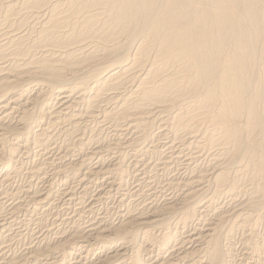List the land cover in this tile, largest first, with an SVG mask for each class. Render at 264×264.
<instances>
[{
	"label": "bare ground",
	"instance_id": "bare-ground-1",
	"mask_svg": "<svg viewBox=\"0 0 264 264\" xmlns=\"http://www.w3.org/2000/svg\"><path fill=\"white\" fill-rule=\"evenodd\" d=\"M31 91L38 92L39 96L28 97L27 93ZM50 97L55 98L56 108L46 103ZM38 105L40 107L37 111ZM160 114L168 115L165 135L170 133L173 137L163 148L172 151L178 142L196 154V157L209 153V166L213 171L208 173L210 175L199 174L194 177L195 180L183 184L181 180V184L177 181L179 185H176L183 189L179 203L169 201L168 204H162L161 208L147 206L149 213L146 215L132 214L126 210L118 224L92 223L90 227H73L74 230L64 232L58 227L61 230L53 233V240L44 237L45 240L40 241L38 236V245L34 243V247L25 248L22 255L9 253L12 256L1 264H65L67 259L74 257V251L78 248H86V256L76 264H87L90 256L87 249L91 242L100 243L103 248L119 243L122 248L113 255L97 257L93 264H116L118 261L124 264L128 252L126 249L139 245V240L157 243L160 251L167 250L176 236L174 229L168 227V220L180 213L176 225L185 227L197 215V209L200 208L198 199L205 193L202 183H209L210 187L214 185V194L229 192V195L237 198L238 182L243 177L241 172L250 175L248 179L253 187H250L251 196L242 200L244 204L236 205L230 213V216L234 213L235 217L233 229L246 232L251 223L255 224L256 216L245 210L250 208L264 212V0H0V167L9 168L12 164L7 162L15 161L23 151L21 161L25 158L29 160L33 153L45 151L41 153V157L45 158L51 150L57 152L54 159L47 158L40 163L35 161L37 164L29 171L33 182L35 178L49 183L43 188L47 190L44 193L46 196L42 193V198H37L39 192H32V199L38 206L44 205L54 194L58 200L63 197L66 203L62 206H66L67 202L73 201L72 196H76L69 193L71 188L64 190L63 187L64 191L61 192L60 185H66L70 179H80L77 182L82 190L80 194L84 196L90 188L89 180L100 176L108 177L111 180L110 187H116L120 195L128 198L120 182L126 173L121 168L120 156L115 157L116 163L106 170L97 166L91 169L87 163L92 162L93 158L101 160L103 154L111 150L124 149L121 143L123 131L135 135L129 142V148L130 145L133 150L142 146ZM89 122H93L94 126ZM104 125H112L114 132L122 134L121 139L114 137L108 140V134L106 136L103 133ZM11 140L17 143L9 142ZM104 143H107L106 147ZM152 148L156 151L159 147L155 144L143 148L146 156H152ZM88 149L93 150V155L86 159L84 157L88 154L83 153ZM75 152L82 153L84 157L69 161V157L74 158L72 155ZM5 154L10 158L7 162L3 161ZM166 162L150 163L147 169L146 166L144 168L146 172L149 169L157 170L160 166L167 167ZM235 163L241 167L239 172L242 176L238 178L236 175L230 180L223 170ZM21 171L22 167L16 168V173L20 174ZM13 177L8 176L1 184L10 182ZM57 179L60 183L58 186L55 183ZM170 184L168 182L169 188ZM32 188L30 186L28 190ZM25 191L19 187L14 196ZM31 201L17 202L9 214L5 215L8 218L1 217L0 232L7 230L10 234L14 225H21L18 213L26 211ZM213 203L212 196L204 205L210 207ZM33 210L36 212L37 209ZM81 214H77V221L81 220ZM225 216L217 213L208 229L193 236H184L179 246L183 252L175 255L176 259L171 258V261L225 264L231 250L226 252L219 240ZM33 217L28 219L29 223H33ZM72 219L71 216L63 219L61 225ZM160 225L164 226L161 227L162 232L155 236L152 231ZM17 233L19 237L22 236L21 231ZM2 234L0 236L4 237ZM16 237L14 235L10 240ZM189 244L196 246L189 248ZM140 247L125 264H143V250ZM172 263L168 261L167 264Z\"/></svg>",
	"mask_w": 264,
	"mask_h": 264
},
{
	"label": "rangeland",
	"instance_id": "rangeland-1",
	"mask_svg": "<svg viewBox=\"0 0 264 264\" xmlns=\"http://www.w3.org/2000/svg\"><path fill=\"white\" fill-rule=\"evenodd\" d=\"M35 93V94H34ZM28 94V95H27ZM26 95L29 97H37L39 96V93L38 92H34V91H31L29 93H27ZM49 100H47L46 103H49L51 105H48L50 107H54L55 108L57 107V102L55 100V98H48ZM41 102V101H40ZM45 102V101H44ZM39 107L40 105H38V108H37V111L39 110ZM165 116V117H164ZM161 117V118H160ZM168 115L167 114H160L157 121H156V124L155 126L153 127V129L151 130V132H149V134L146 136L148 138H146L144 140V143H142V146H138L137 148H133L131 147L130 145V148H129V142L131 140H133L135 138V135L134 133H131L130 131L128 132H125L123 131L122 133L124 135H122L121 133H118L115 131L114 132V129L110 126V125H104L106 127H103L105 130L103 131L104 135L107 136L108 134V140L109 138L110 139H113L114 137H117V138H120L122 135V141L121 143L124 144L123 145V148L122 150H111V152H107V153H104L103 154V157L100 159H94L93 158V161L90 162V163H87V167L91 168V169H95V167L97 166V168L101 169L103 168V170H106L108 169L109 167H111L112 165H114L116 163V158L115 157H121V168L126 172L124 177L122 178V180L120 181L121 184H122V190H125V197H128V198H124V195H120L121 193L118 192V190L115 188H111L109 183H110V179L106 176H100V180H98L99 178L97 177H94V178H91L89 180V184L88 188L89 191L83 196L82 194V190L79 188L78 186V182L80 179H70L68 181V183L66 185H60V189L62 190L61 192H63L64 190H70L71 188V192L69 191V193L73 194L74 193V197L76 196V198H73L72 196V199L73 201L71 202H67L68 205L66 206H62L64 205L66 202L64 201V198L62 197L61 199H57L55 198V195H52V197H50L44 205H40L38 206L36 203H35V200L32 199V196H34V194L32 193L33 191H36V192H39L38 195L39 197L37 196V198H42L41 194L43 193H46L47 190L43 189L45 188V186H47V184L49 185V183L47 181H40V180H37L34 178V182L30 179V174H29V171L37 164V163H40L42 161H44V159H47V158H50V159H54L58 154L56 151H50L46 154L45 158L44 157H41V153H44V152H41V153H33V156L29 159V160H25V159H22L24 161H21V157L24 156V152L21 154L18 155V157L15 159V161H12L10 160V162H7L9 161V157H7L8 155L5 154L4 156V160H6L7 163H9L11 166L9 168H3L0 167V184L1 182L3 181V179L7 178L8 176H15L13 177V179L10 181V182H7V183H3L0 185V223L2 222V218H8L6 217L5 215L9 214V210H11L14 205H17V202H22V201H31L29 204H27V213L26 211L22 210L21 212L18 213V217H19V220L18 221H21V225H14L10 231V234L8 232H6L5 230H2V232L0 233H4L2 234L4 237L0 236V264L3 262V261H7V257H10L12 256L13 254H16V255H22L24 253V251L27 249V247H32L34 243L35 246L38 245V240L37 238L40 237V241L41 239H45L47 238V240H53V236L54 234L53 233H57L58 231H60L62 229V232H64L65 230H74V229H78L79 227L80 228H83V227H90L91 225L95 224L97 225L98 223H101L102 225L105 223V224H118L121 219H122V215L124 214V211L128 210L130 213L132 214H141V213H144V215H146V213H149V210L147 209L148 207L147 206H150V205H154L153 208H161L163 205L165 204H168V203H174V202H177L179 203L180 199L183 197V189L179 186H177L176 184L179 182L180 183V180L183 183H186L188 181H193L195 180L194 177H197V175L199 176L200 175H206L208 173H212L213 171L211 170L210 168V164H209V160L211 159L210 157V154L207 156V154H201L200 156L197 155L196 157V154H194L193 152H191V150L187 149L184 147V145L180 144V143H175L174 144V148L172 149V152L171 150H166L164 149V145H166L167 143H170V141L173 139V137L171 136L170 133H167L166 134V123H167V118ZM89 124H92V126H94L93 122H89ZM163 124V125H162ZM160 125V127H159ZM123 128V127H122ZM160 128V129H159ZM109 129V130H108ZM113 129V130H112ZM121 129V128H119ZM118 129V130H119ZM125 128H123L124 130ZM36 131L38 129H35ZM112 131V132H111ZM161 131V132H160ZM116 133V134H115ZM110 135V136H109ZM112 135V136H111ZM169 135V136H168ZM131 136V138H130ZM134 138H133V137ZM165 136V138H164ZM125 137V138H124ZM129 137V139H128ZM155 137V138H154ZM168 137V138H167ZM170 137V138H169ZM153 138V139H152ZM127 139V140H126ZM158 139V140H157ZM154 140L156 142H154ZM164 140V141H163ZM161 141V142H160ZM163 141V142H162ZM9 142H13V143H17L15 142L14 140H11ZM166 142V143H165ZM12 143V144H13ZM126 143V144H125ZM159 143V144H158ZM165 143V144H164ZM11 144V145H12ZM157 144L158 145V150H154L153 148L151 149L150 151V154L152 152V156L151 155H145V153L143 152V148H150V146L152 145H155ZM8 145H10L8 143ZM128 145V146H127ZM99 146H101L99 144ZM104 146L106 147L107 146V143L105 144L104 143ZM125 146V147H124ZM128 148H127V147ZM177 146V147H176ZM183 148V149H182ZM154 150V151H153ZM91 149H88L86 150L85 153L83 154H88L87 156L84 157V155L82 153H78V152H75V154H73L72 156L74 158H71L69 157V161H74L76 159H78V157H84L86 159L88 158H91L93 153L91 154ZM115 153H114V152ZM128 151V152H127ZM136 151L138 153H136ZM37 152H40V151H37ZM127 152V153H126ZM165 152V153H163ZM168 152V153H167ZM170 152H171V156H170ZM180 152V153H179ZM188 152V153H187ZM190 152V153H189ZM51 153V154H50ZM90 153V155H89ZM112 153V154H111ZM121 153V154H120ZM133 153V154H132ZM135 153V154H134ZM187 153V154H186ZM191 153H193V155H190ZM36 154V156H35ZM49 154V155H48ZM79 154V155H77ZM120 154V155H119ZM158 156H157V155ZM162 154V155H161ZM167 154V155H166ZM21 155V157H20ZM77 155V156H76ZM106 155V156H105ZM110 155V156H109ZM122 155V156H121ZM161 155V156H160ZM165 155V156H164ZM170 157H169V156ZM178 155V157L176 156ZM52 156V157H51ZM76 156V157H75ZM89 156V157H88ZM139 156V157H137ZM154 156V157H153ZM157 156V157H156ZM175 156V157H174ZM180 156H183V157H180ZM189 156V157H187ZM191 156V157H190ZM194 156V157H193ZM207 156V158H206ZM19 157H20V161H19ZM30 157V156H29ZM111 157H114V158H111ZM132 157V158H131ZM160 157V158H159ZM168 157V158H167ZM180 157V158H179ZM8 158V160H7ZM108 158V160H107ZM162 158V159H161ZM173 158V160H171ZM175 158V159H174ZM186 158H189V159H186ZM193 158V159H192ZM195 158V159H194ZM38 159V160H36ZM68 158H66L67 160ZM73 159V160H72ZM131 159V160H130ZM137 159V160H136ZM144 159V160H143ZM147 159V160H146ZM167 162L165 163V165H167V167H164L163 166H160L157 168V170H148L146 172V169L148 168L147 166L150 165V163H158L160 161V163H163L165 162L166 160ZM206 159V160H205ZM33 160V161H32ZM81 160V159H80ZM112 160V161H111ZM142 160V161H141ZM165 160V161H164ZM169 160V161H168ZM31 161V162H30ZM37 163H36V162ZM108 161V163H107ZM127 161V162H126ZM138 161V162H137ZM145 161V162H144ZM152 161V162H150ZM183 161V162H182ZM15 164H13V163ZM17 162V163H16ZM25 162H26V165H25ZM29 162V163H28ZM35 162V164H34ZM89 162V161H88ZM150 162V163H149ZM189 162H190V165H189ZM193 162V163H192ZM202 162V163H201ZM205 162V163H204ZM19 163V164H18ZM31 163V164H30ZM125 163V164H124ZM135 163V164H134ZM177 163V164H176ZM199 163V164H198ZM204 163V164H203ZM96 164V165H95ZM98 164V165H97ZM111 164V165H110ZM176 164V166H175ZM180 164V165H179ZM185 164V166H184ZM196 164H198L196 166ZM23 165V166H22ZM137 165V166H136ZM140 165V166H139ZM179 165V166H178ZM189 165V166H188ZM21 168L22 167V171L21 173H16V168ZM27 166V167H26ZM103 166V167H102ZM146 166V167H145ZM171 166V168H170ZM188 166V168L186 167ZM196 166V167H194ZM128 167V168H127ZM137 167V168H135ZM146 169H145V168ZM178 167V168H177ZM181 167V169H180ZM194 167V169H192ZM199 167V168H198ZM13 168V169H12ZM24 168V169H23ZM26 168V169H25ZM163 171H162V169ZM169 168V169H168ZM187 168V169H186ZM197 168V169H196ZM203 168V169H202ZM209 168V172H207ZM240 166L235 163V164H232V165H229L227 167L224 168V174L226 176H228L230 178V180L234 179L236 177V175L238 176V178H241V176L243 175L242 179L239 180L238 182V187H237V190H236V195H237V198L235 197H232L231 195H229L230 193L229 192H225V194H214V185H212L210 187V184L208 185L206 182L202 183L203 186L205 187L204 190H205V193L200 196V198L198 199V202L200 204V208L197 209V215L191 219L189 221V223L183 227L181 225H178L179 227H177L176 223L178 221V218L181 216L180 213L174 215L171 217V219L168 220V227H170L171 229H174L175 233H176V236H175V239L173 240L172 242V245L170 246L169 249L167 250H161L157 247V243L156 244H152V243H149V242H145L144 240H139L138 243L139 245L137 246H134L132 248H127L126 251V255H127V258L124 259V264L126 262H129V258L132 256V254H134L133 252H135V250L137 248H139V246H141L140 248L143 250V253H142V260H143V264H167L168 261H170L172 264H179L178 262H180V264H191V263H188V262H185L183 263L182 261H171V258L172 259H176V257H174L175 255L177 256L178 253L181 254V251L183 252V248H180L179 246L181 245L180 242H181V239L185 237H189V236H193L194 234H198L200 233L202 230H206L208 229L209 225L213 222V220L215 219V216L217 213H221L223 216H225V220L221 223L222 225V231L223 233L221 234L222 236L220 237L221 239L220 240V244L221 246L226 250V252H229L230 250V253L229 255L226 256V263L225 264H264V212H258V211H254L250 208H247L248 210H245V212H251V214L253 216H256L255 218V224L254 222L251 223V225L249 226L248 230L246 232H243L241 230H237V228L233 229V227L235 226L234 223H235V217L233 216V214H231L230 216V213L231 211L233 210L234 211V207L236 205H239V204H244L243 201H245L247 198H249L251 196V188L250 187H253L252 183L250 182V180L248 179L250 175H248L247 173L245 172H239L240 170ZM128 169V170H127ZM144 169V170H142ZM160 169V170H159ZM168 169V170H167ZM181 171H180V170ZM135 170V171H134ZM159 170V171H158ZM171 170V171H170ZM178 170V171H177ZM188 170V171H187ZM191 170V171H190ZM194 170V171H193ZM238 171V172H237ZM28 172V173H27ZM140 173V174H137V173ZM150 172V173H149ZM153 172V173H152ZM157 172V173H156ZM177 172V173H175ZM184 172V173H182ZM197 172V173H196ZM202 172V174H201ZM25 173V174H24ZM27 173V174H26ZM143 173V174H141ZM155 173V174H154ZM162 175H161V174ZM182 173V174H181ZM23 174V175H22ZM29 174V175H28ZM127 174V175H126ZM149 174V175H148ZM160 174V175H159ZM174 174V175H173ZM176 174V175H175ZM187 174V175H186ZM194 174V175H193ZM208 174V175H210ZM18 175V176H16ZM129 175V176H128ZM138 175V176H137ZM153 175V176H152ZM158 175V178L157 176ZM184 175V176H183ZM248 175V176H247ZM141 176V177H140ZM144 176V177H143ZM155 176V177H154ZM190 176V177H189ZM24 177V178H23ZM28 177V178H27ZM135 177H137L135 179ZM147 177V178H145ZM171 177V178H170ZM176 177V178H175ZM179 179H178V178ZM193 177V178H192ZM19 178V179H18ZM22 178V179H21ZM27 178V179H26ZM83 178V177H82ZM81 178V180H82ZM107 178V179H106ZM144 178V179H143ZM170 178V179H169ZM174 178V179H173ZM17 179V181L15 180ZM26 179V180H25ZM105 179V180H104ZM150 179V180H149ZM168 179V180H167ZM183 179V180H182ZM190 179V180H189ZM14 180V181H13ZM25 180V181H24ZM102 180V181H101ZM153 180V181H152ZM155 180H158V182H156ZM248 180V181H247ZM16 181V182H15ZM40 181V182H39ZM49 181V180H48ZM97 181V182H95ZM173 181V182H172ZM178 181V182H177ZM241 181V182H240ZM28 182H31L29 184H27ZM37 182V183H36ZM46 182V183H45ZM55 182V181H54ZM73 182V183H72ZM77 182V183H76ZM104 182V183H103ZM144 182V183H143ZM168 182L172 183L170 184V188H169V185H168ZM10 183V185H8ZM14 183V184H13ZM41 183V184H40ZM44 183V184H43ZM57 183V186L59 183V180L57 179L56 182ZM99 183V184H98ZM106 183V184H105ZM136 183V184H135ZM142 183V184H141ZM160 183V185H158ZM167 183V185L165 186V184ZM175 183V184H174ZM178 183V185H179ZM249 183V185L247 184ZM23 184V185H22ZM38 185V188H36V186ZM64 184V183H63ZM68 184H70L68 186ZM93 184L95 186H93ZM144 184V185H143ZM163 184V186H162ZM181 184V183H180ZM15 185V186H14ZM29 185V186H27ZM44 185V186H43ZM75 185V186H74ZM77 185V186H76ZM92 185V186H91ZM124 185V186H123ZM154 185V186H153ZM158 187H157V186ZM175 185V186H174ZM207 185V186H206ZM248 185V186H246ZM252 185V186H250ZM8 186V187H7ZM12 186V187H11ZM26 186V187H25ZM32 186L33 188L30 190L29 187ZM55 186V184H54ZM56 186V187H57ZM138 186V187H137ZM142 186V188H141ZM174 186V188H173ZM202 186V187H203ZM7 189H6V188ZM21 189L22 187V190L25 191V192H22L23 194H20L18 196H14L15 192L19 189ZM25 187V188H24ZM65 189H64V188ZM67 187V188H66ZM245 189H244V188ZM248 187V188H247ZM5 188V189H4ZM9 188V189H8ZM11 188V189H10ZM128 188V189H127ZM162 188V189H161ZM169 188V189H168ZM176 188V189H175ZM208 188V189H207ZM240 188L241 191H240ZM13 189V190H12ZM40 189V190H39ZM64 189V190H63ZM79 189V190H78ZM132 189V190H131ZM152 189V190H151ZM161 189V191H160ZM178 189V190H177ZM207 189V190H206ZM244 189V190H243ZM8 190V191H7ZM54 190V188H53ZM52 190V191H53ZM73 190V191H72ZM78 190V191H77ZM104 190V191H103ZM107 190V191H106ZM138 190V191H137ZM142 190V191H141ZM157 190V191H156ZM164 190V191H163ZM166 190V191H165ZM173 190V191H172ZM175 190V191H174ZM2 191V192H1ZM13 191V192H11ZM29 191V192H28ZM75 191V192H74ZM101 191H103L101 193ZM106 191V192H105ZM127 191H131L130 193L127 192ZM159 191V192H158ZM163 191V192H162ZM178 193H177V192ZM245 191V192H244ZM247 191V192H246ZM31 192V193H30ZM68 192V191H67ZM118 192V193H117ZM145 192V193H144ZM161 192V193H160ZM171 192V193H170ZM175 192V193H174ZM9 193V194H8ZM12 193V194H11ZM110 193V194H109ZM133 193V194H132ZM143 193V195H142ZM148 193V194H147ZM152 193V194H151ZM174 193V194H173ZM181 193V194H179ZM42 194V195H43ZM80 194V195H79ZM104 194V196H103ZM137 194V195H136ZM141 194V195H140ZM151 194V195H150ZM154 194V195H153ZM161 194V195H160ZM167 194V195H166ZM178 194V195H177ZM246 194V196H245ZM4 195H6L5 197L6 198H3ZM10 195V196H9ZM13 195V198L11 197ZM79 195V196H78ZM110 197H109V196ZM128 195V196H127ZM139 195V196H138ZM149 198H147V196ZM157 195V196H155ZM160 195V196H159ZM166 195V196H165ZM169 195V196H168ZM173 195V196H171ZM219 195V196H218ZM241 195V196H240ZM41 196V197H40ZM43 196H46V194H44ZM82 199H81V197ZM87 198H86V197ZM103 196V197H101ZM132 196H135V197H132ZM137 196V197H136ZM144 196V197H143ZM151 196V198H150ZM158 196L160 197L158 199ZM162 196V197H161ZM178 196V197H176ZM213 196V199H214V203L209 207L208 205H204V203H206V201H208L209 198H212ZM240 196V197H239ZM242 196H245L242 197ZM9 197V198H8ZM30 197V198H28ZM98 197V198H97ZM108 197V198H107ZM138 197H140L138 199ZM146 197V198H145ZM155 199H154V198ZM216 197V198H215ZM223 197V198H222ZM24 198V199H23ZM100 198V199H99ZM134 198V199H133ZM136 198V199H135ZM177 198V199H176ZM219 198V199H218ZM226 198V199H225ZM244 198V199H242ZM8 199V200H7ZM76 199V200H75ZM87 199V200H86ZM93 199V200H92ZM96 199V200H95ZM138 199V200H137ZM142 199V200H140ZM147 199V200H146ZM170 199V200H169ZM237 201H236V200ZM15 200V201H14ZM56 200V201H55ZM61 200V201H60ZM95 200V201H94ZM110 200V201H109ZM123 200V201H122ZM137 200V201H136ZM156 200V201H155ZM163 200V201H161ZM201 200V202H200ZM216 200V201H215ZM221 200V201H220ZM226 202H225V201ZM243 200V201H242ZM5 201V203H4ZM7 201V202H6ZM61 203H59V202ZM76 201V202H75ZM80 201V202H79ZM142 201V202H141ZM145 201V202H144ZM151 201V202H150ZM170 201V202H169ZM232 201H235L233 203H231ZM3 202V203H2ZM56 204H54V203ZM97 202V203H96ZM127 202V203H126ZM134 202V203H133ZM141 204H140V203ZM216 202V203H215ZM220 202V203H219ZM11 203V204H10ZM63 203V204H62ZM126 203V204H125ZM132 203V204H131ZM150 203V204H149ZM154 203V204H153ZM156 203V204H155ZM232 205H231V204ZM35 204V205H34ZM70 204V205H69ZM137 204V206H136ZM140 204V205H139ZM163 204V205H162ZM198 204V205H199ZM224 204V205H223ZM8 205V206H7ZM47 205V206H46ZM59 205V206H58ZM94 205V206H93ZM135 205V206H134ZM145 205V206H144ZM231 205V206H230ZM12 206V207H11ZM31 206V208H30ZM35 206V207H34ZM49 206V207H48ZM55 206V207H54ZM62 206V208H61ZM93 206V207H92ZM99 206V207H98ZM132 206V207H131ZM139 206H142L141 208ZM222 206V207H220ZM226 206V207H225ZM3 207V208H2ZM53 207V209H52ZM60 209H59V208ZM125 209H123V208ZM127 207V208H126ZM134 207V208H133ZM136 207V208H135ZM224 207V208H223ZM5 208V209H4ZM34 208H36V212H34ZM58 210H57V209ZM69 208V209H67ZM79 208V209H78ZM131 208V209H130ZM205 208V209H204ZM222 208V209H221ZM227 208V209H226ZM39 209V210H38ZM46 211H45V210ZM63 209V210H62ZM78 209V210H77ZM101 209V210H100ZM219 209V210H218ZM231 209V210H230ZM43 210V211H42ZM62 210V211H61ZM80 210V211H79ZM86 210V211H85ZM107 210V211H106ZM133 210V211H132ZM141 210V211H140ZM207 210V211H206ZM218 210V211H217ZM33 213H32V212ZM56 211V212H55ZM59 211V212H57ZM64 211V212H63ZM74 211V212H73ZM84 211V213H83ZM117 211V212H116ZM120 211V212H119ZM132 211V212H131ZM144 211V212H143ZM204 211V212H203ZM216 211V212H215ZM8 212V213H7ZM23 212V213H22ZM25 212V213H24ZM52 212L54 214H52ZM61 212V213H60ZM70 212V213H69ZM80 212L82 213L80 216H81V220L77 221V214H80ZM115 212V213H114ZM151 212H154V210L151 209ZM255 212V213H254ZM6 213V214H5ZM42 213V214H41ZM74 213V214H73ZM107 213V214H106ZM118 213V214H117ZM26 214V215H25ZM56 214V215H55ZM66 214V215H65ZM105 214V215H104ZM199 214V215H198ZM256 214V215H255ZM20 215V216H19ZM22 215V216H21ZM41 215V216H40ZM47 215V216H46ZM68 215V217H66ZM88 215V216H87ZM178 215V216H177ZM215 215V216H214ZM229 215V217H228ZM4 216V217H3ZM26 216V217H25ZM34 216V217H33ZM71 218L73 217L72 220H67V224H63L61 225V222L63 219H66V218ZM104 216V217H103ZM261 216V217H260ZM2 217V218H1ZM30 217H33V223H29L30 220ZM40 217V218H39ZM57 221L55 220V218H57ZM61 217V218H60ZM85 217V218H84ZM103 217V218H102ZM177 217V218H176ZM40 220H39V219ZM97 218V219H96ZM106 218V219H105ZM111 218V219H110ZM119 218V219H118ZM35 219V220H34ZM159 219H162V217H159ZM195 219V221H194ZM39 220V221H38ZM43 220V221H42ZM48 220V222H46ZM61 220V221H60ZM115 220V221H113ZM200 220V221H199ZM27 221V222H26ZM55 221V224H53V222ZM69 221V222H68ZM71 221V222H70ZM94 221H97L96 223ZM176 221V222H175ZM193 223H192V222ZM210 221V222H209ZM25 222V223H24ZM75 222V223H74ZM172 222V223H171ZM207 222V223H206ZM229 222V223H228ZM260 222V223H259ZM44 223V224H43ZM93 223V224H92ZM15 224V223H14ZM29 224V225H28ZM52 224V225H51ZM74 224V225H72ZM104 224V225H105ZM227 224V225H226ZM36 225V226H35ZM49 225V226H47ZM58 225V226H57ZM166 225V224H164ZM21 228H20V227ZM52 226V227H50ZM56 226V227H55ZM67 226V227H65ZM76 226V227H75ZM176 226V227H175ZM205 226V228H204ZM232 228H231V227ZM11 227V226H10ZM33 227V228H32ZM35 227V228H34ZM55 227V229H54ZM61 228V229H58ZM70 227V228H69ZM74 227V229H73ZM162 225L160 226H155L154 227V230L152 231L153 234L156 236L157 234L161 233L162 232ZM9 227H7L8 229ZM26 228V229H25ZM28 228V229H27ZM32 228V229H31ZM50 232L48 231V229H50ZM65 228V229H64ZM156 228V229H155ZM178 228V229H177ZM196 228V229H195ZM253 228L255 230H253ZM24 229V231H23ZM46 229L47 231L44 232V230ZM58 229V230H57ZM89 229V228H88ZM187 229V230H186ZM198 229V230H197ZM200 229V230H199ZM226 229V231H225ZM39 230V231H38ZM189 230V231H188ZM197 230V231H196ZM17 231H21L20 234H22V236L19 237V234L17 233ZM27 231V232H26ZM36 231V233H34ZM38 231V233H37ZM180 231V232H179ZM185 234H184V232ZM256 231V232H255ZM49 232V233H48ZM61 232V233H62ZM193 232V233H192ZM236 232V233H235ZM16 233V234H15ZM44 233V234H42ZM179 233V234H178ZM256 233V234H254ZM26 234V235H25ZM35 234V235H33ZM42 234V235H41ZM48 234V235H47ZM237 234V235H236ZM18 236L16 237L15 239L13 240H10V238L12 236ZM25 235V236H24ZM31 235V236H30ZM41 235V236H40ZM187 235V236H186ZM7 236V237H6ZM34 236V237H33ZM39 236V237H38ZM47 236V237H46ZM240 236V237H239ZM242 236V237H241ZM251 238V239H247L246 238ZM249 236V237H248ZM256 236V237H255ZM25 237L27 239H25ZM228 237V238H227ZM253 237V239H252ZM4 238V239H3ZM35 238V240H34ZM231 238V239H230ZM8 239V240H7ZM33 239V240H32ZM44 239V240H45ZM225 239V240H224ZM229 239V240H228ZM233 239V240H232ZM17 240V241H15ZM23 240V241H21ZM26 240V241H25ZM42 240V241H44ZM227 240V241H226ZM232 240V241H231ZM246 240H248L249 242H247ZM256 240V241H254ZM259 240V241H258ZM8 241V242H7ZM12 245H10L11 243H13ZM22 243H21V242ZM36 241V242H35ZM26 242V243H25ZM245 242V243H244ZM255 242V243H254ZM5 243V244H4ZM9 243V244H8ZM17 243V244H16ZM94 242H91L90 244V248L87 249V251H89L90 253V256H89V260H87V264H93V261L94 263H96V258L97 257H100V256H109V255H113L115 254L117 251L119 252V249L121 248L120 244H113V245H110V246H107L105 248H103V246L100 244V243H94ZM137 243V244H138ZM178 243V244H177ZM224 243V244H223ZM230 243V244H229ZM236 243V244H235ZM246 243H249V245L247 246ZM147 244V245H146ZM9 245V246H8ZM95 245V246H94ZM152 245H155V247H153ZM232 245V246H231ZM252 245V246H251ZM258 247H257V246ZM5 246V247H4ZM8 246V247H6ZM25 246V247H24ZM151 246V247H150ZM191 246V247H190ZM194 246H196V244H189L187 245V247L189 248H194ZM4 247V248H3ZM34 247V246H33ZM83 247V246H82ZM112 247V248H111ZM145 247V248H144ZM173 247V248H172ZM175 247V248H174ZM256 247V248H255ZM3 248V249H2ZM8 248V249H7ZM10 248V250H9ZM24 248V249H23ZM26 248V249H25ZM100 248V249H98ZM118 248V249H117ZM144 248V249H143ZM179 248V249H178ZM228 248V249H227ZM235 248V249H234ZM243 248V249H242ZM258 248V249H257ZM259 248H260V251H259ZM13 249V250H12ZM90 249L92 251H90ZM122 249V248H121ZM152 251V254H151V251ZM174 249V251H172ZM176 249V250H175ZM85 250V251H83ZM94 250V251H93ZM104 250V251H103ZM240 250V251H239ZM247 250V251H245ZM251 250V251H250ZM22 251V252H21ZM77 251V252H76ZM146 251V252H145ZM148 251V252H147ZM263 251V253H262ZM16 252V253H15ZM21 252V253H20ZM84 252V253H83ZM99 252V253H98ZM160 254H159V253ZM171 254H170V253ZM255 252V253H254ZM6 253V254H5ZM11 253V254H9ZM74 257L72 258H69L65 261V264H76V262H78L79 260H84L85 259V256H86V248H78L77 250L74 251ZM80 253V254H79ZM109 253V254H108ZM146 253V254H144ZM156 253V254H155ZM162 253V254H161ZM236 253V254H235ZM255 256H253L254 254ZM258 253H261V254H258ZM79 254V255H78ZM167 254V255H165ZM252 254V255H251ZM8 255V256H7ZM144 255V256H143ZM173 255V256H172ZM84 256V258H83ZM96 256V257H94ZM147 256V257H146ZM150 256V257H149ZM152 256V257H151ZM166 258H165V257ZM230 256V257H229ZM94 257V258H93ZM76 258V259H74ZM148 258V259H147ZM156 258V259H155ZM169 258V260L167 259ZM236 258V259H235ZM146 259V260H145ZM164 259V260H162ZM238 259V260H237ZM155 260V261H154ZM159 262H158V261ZM234 260V261H233ZM241 260V261H240ZM75 261V263H74ZM166 261V262H164ZM228 261V262H227ZM236 261V262H235ZM253 261V262H252ZM154 262V263H153ZM85 262L81 263V264H84ZM116 264H122V261H118ZM197 264H201L200 263H197ZM203 264V263H202Z\"/></svg>",
	"mask_w": 264,
	"mask_h": 264
}]
</instances>
